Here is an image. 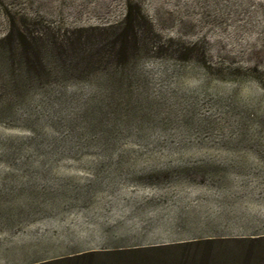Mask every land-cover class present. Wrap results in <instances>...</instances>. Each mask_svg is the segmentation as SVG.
<instances>
[{
  "label": "rangeland",
  "instance_id": "obj_1",
  "mask_svg": "<svg viewBox=\"0 0 264 264\" xmlns=\"http://www.w3.org/2000/svg\"><path fill=\"white\" fill-rule=\"evenodd\" d=\"M128 1L146 22L135 23V49L117 68L110 53H87L83 45L112 37L115 29L100 30L121 26ZM9 29L69 58L71 45L80 57H95L93 65L46 67L38 85L25 88L17 56L5 64ZM114 80L122 90L110 97L103 86ZM0 111L9 114L0 120V174L23 172L17 164L29 159L264 142V0H0ZM247 234L253 238L93 253L58 264H264V229Z\"/></svg>",
  "mask_w": 264,
  "mask_h": 264
},
{
  "label": "crops",
  "instance_id": "obj_2",
  "mask_svg": "<svg viewBox=\"0 0 264 264\" xmlns=\"http://www.w3.org/2000/svg\"><path fill=\"white\" fill-rule=\"evenodd\" d=\"M139 149L153 152L29 159L17 164L23 172L0 174V263L253 238L251 229H264V142Z\"/></svg>",
  "mask_w": 264,
  "mask_h": 264
},
{
  "label": "trees",
  "instance_id": "obj_3",
  "mask_svg": "<svg viewBox=\"0 0 264 264\" xmlns=\"http://www.w3.org/2000/svg\"><path fill=\"white\" fill-rule=\"evenodd\" d=\"M143 23L146 22L145 17L142 15L139 7L135 4L131 5V3L128 1L125 5L124 15H123V22L121 26L119 27H110L107 29H102L100 32L113 30L112 33L113 36L105 35L104 37H99L95 39H87L85 42L84 47L87 48V53L90 51L101 53L102 51H107V53L110 55L111 62L114 63V66L117 68L123 67L122 65L125 64L128 61V55L133 53V50L135 49L134 44L131 41V36L133 33V28L135 27V23ZM4 41H8L7 45L8 48L6 49V53L8 55L7 58L11 60L9 62L8 59L5 60V64L7 66L11 65L13 62L14 56H17L19 65L23 68V71L25 73L24 79L25 84L23 87H32L38 85V82L41 80H37V77L41 76L45 77L44 69L46 67H52L54 68L57 66V68L63 67L66 63L69 66L70 69H75L79 67L89 68L93 65L94 58H91V54L88 55H81L80 52L77 49H74L73 46L69 45V50L73 53V58H69L66 55H64V52H58V48L55 47L52 44H48L47 46H41L33 41L28 40L25 36V33H15L13 30L9 29V33L6 35ZM71 44H74L71 43ZM40 50V51H39ZM47 51V52H45ZM6 55V56H7ZM45 75V76H43ZM36 76V77H35ZM22 86V85H21ZM13 87V86H12ZM104 91L106 94H109L110 97H112V94L119 95L120 91L122 90V85L119 81L114 80L110 85L105 84L103 86ZM109 91V92H108ZM113 99V98H111ZM13 102H16L15 100H12L11 105L15 104ZM125 108V105L123 106V109ZM127 109V107H126ZM5 110H9L8 108H5ZM4 110V111H5ZM3 111H0V120L1 119H7L9 118V114L2 113ZM40 159H47V158H40ZM213 241H205V242H198L194 244H188V245H178L174 247H161L156 249H177V248H183V247H190L192 245H200L202 243L208 244L212 243ZM93 254V253H90ZM88 255V254H86ZM86 255L76 256L72 258H66V259H73V258H86ZM61 259L53 262H49L47 264H58L61 263L63 260ZM46 264V263H45Z\"/></svg>",
  "mask_w": 264,
  "mask_h": 264
}]
</instances>
